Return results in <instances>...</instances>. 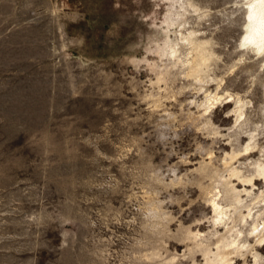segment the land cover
Returning <instances> with one entry per match:
<instances>
[{
    "label": "rangeland",
    "instance_id": "1",
    "mask_svg": "<svg viewBox=\"0 0 264 264\" xmlns=\"http://www.w3.org/2000/svg\"><path fill=\"white\" fill-rule=\"evenodd\" d=\"M191 1L167 32L171 0H0V264H212L185 234L223 233L210 198L244 187L227 165L264 162V55L241 42L244 0ZM180 29L212 52L201 79ZM168 39L182 56L160 55ZM259 178L245 233L264 222ZM247 252L230 262L255 264Z\"/></svg>",
    "mask_w": 264,
    "mask_h": 264
},
{
    "label": "bare ground",
    "instance_id": "2",
    "mask_svg": "<svg viewBox=\"0 0 264 264\" xmlns=\"http://www.w3.org/2000/svg\"><path fill=\"white\" fill-rule=\"evenodd\" d=\"M243 2L245 4V24L241 42L243 45H249L253 51L261 54L262 56L264 55V0H244ZM189 8L197 10L191 0H171V6L168 8V16L165 19L167 32L169 31V27L175 25L176 23L184 28V15ZM187 15L188 14H186L185 16ZM181 29L179 32V39L181 40L182 45H188L189 49L186 59L184 60L182 58L183 66L184 61L187 66L186 75L193 78L198 77L201 79L203 70L209 65L211 61L212 52L207 46V41L198 39L195 36L194 30H187L185 32ZM179 42L177 40L171 41L168 39L165 42V46L160 49V55H166L176 58L182 56L179 55L180 49H182L178 46L180 45ZM226 95L227 94H225V96ZM228 96L231 97V94H228ZM224 98V96L222 97V95H218L216 92H214L213 94L208 93L205 96V108H211V106L215 102H220V100ZM228 101L229 100H227L226 102ZM233 101L235 103V106L233 108L235 121H238L245 116L244 106L247 102H245V100H243L239 95L235 96L233 98ZM256 146L257 142H255L254 140V134L250 133L249 141L245 144L244 151L247 152V150L249 151V149ZM237 154L238 153L231 151L230 154L226 155L223 158V161L225 163H228L227 160H232L233 158L235 159L236 156H238ZM227 166L229 167L230 171L229 177H235L240 181V183H243L244 187L239 189V187H236V183L235 185L231 182L230 178H227L228 180L224 179L225 181L221 183L222 188L213 193L212 197L210 198V203L213 210V222L222 224L224 223L227 225L230 220L231 225L227 226L223 233H218L217 230L214 231V234L217 235L216 237H214L215 239L213 238L214 240H212L214 241V247H211L212 241L210 242L200 231L193 232L191 230H186L185 237L192 243V247L190 248V250L197 249L201 251L206 262H210L212 264H232L230 262L229 255L236 254L239 256H245V253H248L247 251H249L253 255L254 263L261 264L262 262H264V257L257 251V249L254 248L253 245L250 244L248 238L249 235H252L255 236V240H257L255 242H263L264 222L260 223L256 218L252 219L248 233H245L242 228H236V226L240 222H248L247 218L252 215L251 210L249 209L247 210V213L244 214L242 209L244 206H247V204L245 203V199H243L241 196L243 193L249 195L253 191V189L246 188L244 183H246V185L248 183L252 188L255 185V177L264 179V162L261 160L254 161L252 163L251 172L248 174L243 173L235 166ZM211 169L212 168H210V172L208 173H210L211 176H215V174L218 173H215L216 168L215 171H211ZM202 171L206 172L207 167L204 166V169H202ZM210 187H212V185ZM219 193H221V195ZM261 194H264V191H261L259 193V195ZM220 198L227 199L228 205L223 204L221 202L223 201V199L220 201Z\"/></svg>",
    "mask_w": 264,
    "mask_h": 264
}]
</instances>
